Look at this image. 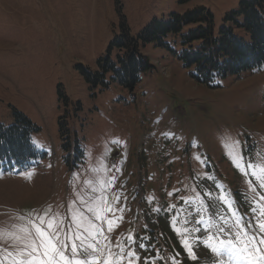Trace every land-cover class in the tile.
<instances>
[{
	"label": "rangeland",
	"instance_id": "rangeland-1",
	"mask_svg": "<svg viewBox=\"0 0 264 264\" xmlns=\"http://www.w3.org/2000/svg\"><path fill=\"white\" fill-rule=\"evenodd\" d=\"M241 1L0 0V122L10 126L16 111L26 115L41 152L25 168L0 167V230H15L47 209L74 229L72 210L91 216L85 202L99 195L92 189L115 176L105 195L119 193L114 207L124 211L95 222L113 244L133 235L140 264L145 258L172 264L173 257L184 264L189 255L177 230L198 228L206 240L209 223L241 218L255 231L264 187L247 164L264 165V65L213 86L199 82L180 55L188 46L182 35L201 23L169 34L163 45L141 42L153 68L132 88L109 63L120 66L125 49L115 40L123 21L136 37L154 18L169 20L199 6L213 15L216 36L228 26L251 41ZM86 70L105 77L89 81ZM212 260L231 264L213 252Z\"/></svg>",
	"mask_w": 264,
	"mask_h": 264
},
{
	"label": "snow or ice",
	"instance_id": "snow-or-ice-1",
	"mask_svg": "<svg viewBox=\"0 0 264 264\" xmlns=\"http://www.w3.org/2000/svg\"><path fill=\"white\" fill-rule=\"evenodd\" d=\"M163 135L168 138L171 133ZM112 143L118 144L119 141L114 140ZM237 144L238 142H234L233 147ZM240 159L242 158L234 160L237 168L241 167ZM247 167L253 169L252 175L264 187V165L247 164ZM257 168L259 171H256ZM103 170L106 169L96 171ZM26 178L30 179L31 173ZM115 180V176L107 180L100 179V186L92 189L99 195L94 196L91 203L85 202L87 213L91 216L79 209L72 210L70 218L75 225L74 229L65 224L64 217L47 209L43 214H30L26 224L13 226L15 230H0V264H140L138 251L131 247L135 243L133 235L128 236L124 242L117 240L113 244L104 234L102 224L95 222L104 221L108 212L124 211L123 208L114 207V203L121 199L119 193H113L111 199L105 195L114 186ZM260 199L264 200V195ZM171 207L175 209L176 206ZM122 219V216L117 217V221ZM107 225L108 232H111L113 220L107 219ZM249 227L251 225H244L241 218H236L232 224L222 218L220 224L209 223L206 240L199 235L198 228H185L183 232H177L182 237L184 249L193 260L197 259L195 248L204 246L217 256H227L231 264H264V206L259 208L255 231L249 232ZM213 228L214 233L211 232ZM193 233L196 235L193 236ZM213 240L216 243H210ZM137 247L145 248V245L141 243ZM145 264H148L147 258ZM172 264H179L175 257L172 258Z\"/></svg>",
	"mask_w": 264,
	"mask_h": 264
},
{
	"label": "trees",
	"instance_id": "trees-1",
	"mask_svg": "<svg viewBox=\"0 0 264 264\" xmlns=\"http://www.w3.org/2000/svg\"><path fill=\"white\" fill-rule=\"evenodd\" d=\"M235 13H229L228 17L231 18ZM239 13L244 17L243 25L250 32L251 41L238 37L228 26L222 27L220 34L216 36L213 15L203 6L184 13H173L169 20L154 18L136 37L123 21L122 35L117 37L115 43L120 50L125 51L118 55L120 66L117 67L115 62L109 61L110 67L117 73L124 86L132 88L142 72L153 68V64L140 49L141 42H156L163 45L169 34L181 32L185 25L201 23L182 35L184 43L188 46L180 55L185 66L194 67L195 77L199 82L213 86L218 78L255 71L264 65V2L242 0ZM112 48L111 44L110 49ZM102 59L108 63V56ZM101 66L105 67L104 62ZM107 67L108 65L105 69ZM86 72L89 81L96 82L99 78L105 77V74L99 71ZM103 83L109 82L103 80ZM15 116L16 122L10 126L0 122V167L6 170L15 167L25 168L41 156V152L32 142V133L37 127L23 113L16 111ZM198 248L204 253L198 249L196 260L185 255L184 264L213 263L212 252L204 246Z\"/></svg>",
	"mask_w": 264,
	"mask_h": 264
}]
</instances>
